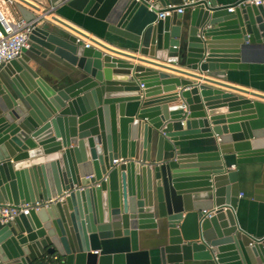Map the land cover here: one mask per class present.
I'll return each mask as SVG.
<instances>
[{
	"label": "water",
	"instance_id": "95a60500",
	"mask_svg": "<svg viewBox=\"0 0 264 264\" xmlns=\"http://www.w3.org/2000/svg\"><path fill=\"white\" fill-rule=\"evenodd\" d=\"M64 4L101 21V41L13 6L34 22L0 69V203L68 192L0 221V264H264V233L236 215L246 166L264 203V131L255 100L221 82L264 49V3Z\"/></svg>",
	"mask_w": 264,
	"mask_h": 264
},
{
	"label": "crops",
	"instance_id": "0c3cea01",
	"mask_svg": "<svg viewBox=\"0 0 264 264\" xmlns=\"http://www.w3.org/2000/svg\"><path fill=\"white\" fill-rule=\"evenodd\" d=\"M65 1L66 0H0V8L8 17H20L18 13L14 11L13 6L17 3L22 4L27 9L35 12L36 14L40 16L43 15V18H45V20L49 21L50 23L59 26L61 25L67 29H70L71 32H75L78 35H81L84 38L82 40L88 42L89 44H91V46H94L93 38L100 40L97 29L98 27L103 26V23L90 16H84L81 13H79L78 19L73 21L72 19H70L69 15H67L68 8L64 4ZM234 1L235 0H219V2L221 3H231ZM182 2V0H171L172 4H180ZM35 7L38 10H35ZM184 15L188 17L189 10L184 9ZM82 21L85 22L83 23V25H81ZM65 24H68L71 27H68ZM65 66H67L65 62H57L56 67H54V71L58 72L62 67ZM1 69H3V66ZM158 69L169 72L172 75L189 78L184 74L168 71L161 68ZM236 74V78L221 80V82H226L231 86L246 90L247 93H243L244 96L255 100L256 118L250 120V123L253 128H261L264 131V97H262L264 96V49L257 51L253 55L252 60L248 64L247 70L238 71L236 72ZM203 75H205V73H203ZM212 86L218 87L217 85L213 84ZM227 90L231 92L234 91L231 89ZM254 94H259L260 97H255L257 95ZM232 168L235 167L233 166ZM246 168L248 170H252L253 174L252 176H250L251 178L249 177L248 179L243 177L242 174L240 176V192L236 215L241 225L247 228L248 231H255L261 235L264 233V203L254 199L253 197L254 184L259 181L260 177V165H250L246 166ZM242 169L245 168L242 166ZM240 193L242 195H240Z\"/></svg>",
	"mask_w": 264,
	"mask_h": 264
},
{
	"label": "built area",
	"instance_id": "2783aa9c",
	"mask_svg": "<svg viewBox=\"0 0 264 264\" xmlns=\"http://www.w3.org/2000/svg\"><path fill=\"white\" fill-rule=\"evenodd\" d=\"M180 4H170L168 8H175L176 12L183 13L184 8L183 4L185 0ZM255 4L264 3V0H251ZM231 9V8H230ZM170 11L166 10L163 13H160L159 16H163L164 14H168ZM33 22L25 21L21 17H8L4 11L0 8V69L7 62L19 57L24 49L29 46V33L33 28ZM79 38L84 39L81 35H78ZM86 46L89 45L88 42H85ZM119 159H114L113 162H118ZM74 188L82 189L83 186H75ZM67 190L63 191L61 194L49 197L47 199L35 200L33 202L23 203L19 205H14L10 203H0V221L7 222L12 220L15 216L20 213L28 214L31 208L38 209L40 207H47L51 203L62 201L64 199L65 194H67ZM240 195H242L240 193ZM212 209L211 211H214ZM207 214L209 211L203 210Z\"/></svg>",
	"mask_w": 264,
	"mask_h": 264
},
{
	"label": "trees",
	"instance_id": "16d2710c",
	"mask_svg": "<svg viewBox=\"0 0 264 264\" xmlns=\"http://www.w3.org/2000/svg\"><path fill=\"white\" fill-rule=\"evenodd\" d=\"M54 264H61V262L59 260H57Z\"/></svg>",
	"mask_w": 264,
	"mask_h": 264
}]
</instances>
